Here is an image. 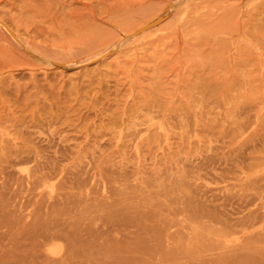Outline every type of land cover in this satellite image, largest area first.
<instances>
[{"label":"rangeland","instance_id":"374dc122","mask_svg":"<svg viewBox=\"0 0 264 264\" xmlns=\"http://www.w3.org/2000/svg\"><path fill=\"white\" fill-rule=\"evenodd\" d=\"M0 264H264V0H0Z\"/></svg>","mask_w":264,"mask_h":264}]
</instances>
